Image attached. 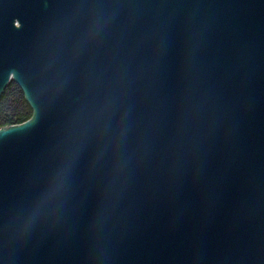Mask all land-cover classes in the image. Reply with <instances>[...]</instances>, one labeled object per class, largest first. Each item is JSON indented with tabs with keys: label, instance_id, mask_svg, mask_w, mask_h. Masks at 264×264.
Instances as JSON below:
<instances>
[{
	"label": "water",
	"instance_id": "obj_1",
	"mask_svg": "<svg viewBox=\"0 0 264 264\" xmlns=\"http://www.w3.org/2000/svg\"><path fill=\"white\" fill-rule=\"evenodd\" d=\"M0 264H264V0H0Z\"/></svg>",
	"mask_w": 264,
	"mask_h": 264
},
{
	"label": "trees",
	"instance_id": "obj_2",
	"mask_svg": "<svg viewBox=\"0 0 264 264\" xmlns=\"http://www.w3.org/2000/svg\"><path fill=\"white\" fill-rule=\"evenodd\" d=\"M31 115L32 108L23 90L12 80L0 95V128L23 122Z\"/></svg>",
	"mask_w": 264,
	"mask_h": 264
}]
</instances>
